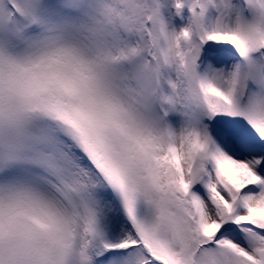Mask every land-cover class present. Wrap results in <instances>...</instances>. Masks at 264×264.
I'll return each instance as SVG.
<instances>
[{
    "label": "snow or ice",
    "instance_id": "1",
    "mask_svg": "<svg viewBox=\"0 0 264 264\" xmlns=\"http://www.w3.org/2000/svg\"><path fill=\"white\" fill-rule=\"evenodd\" d=\"M0 264H264V0H0Z\"/></svg>",
    "mask_w": 264,
    "mask_h": 264
}]
</instances>
